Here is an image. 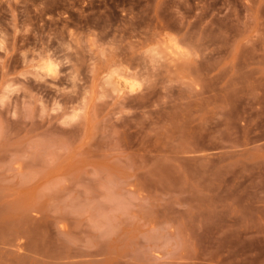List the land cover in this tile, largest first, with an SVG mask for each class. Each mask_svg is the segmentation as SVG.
I'll return each instance as SVG.
<instances>
[{
    "label": "rangeland",
    "instance_id": "1",
    "mask_svg": "<svg viewBox=\"0 0 264 264\" xmlns=\"http://www.w3.org/2000/svg\"><path fill=\"white\" fill-rule=\"evenodd\" d=\"M0 264H264V0H0Z\"/></svg>",
    "mask_w": 264,
    "mask_h": 264
}]
</instances>
